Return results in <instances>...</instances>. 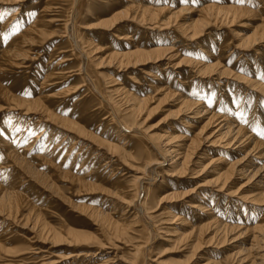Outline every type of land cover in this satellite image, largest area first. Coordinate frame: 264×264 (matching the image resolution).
Instances as JSON below:
<instances>
[{"label": "bare ground", "instance_id": "6f19581e", "mask_svg": "<svg viewBox=\"0 0 264 264\" xmlns=\"http://www.w3.org/2000/svg\"><path fill=\"white\" fill-rule=\"evenodd\" d=\"M17 1L22 0H0V6ZM190 1L192 0H188V3H191ZM98 3H101L100 0H37L33 6L41 4L39 11L31 18L28 15V22L21 28H18L17 23H13L17 12L0 19V110L8 108L19 111V114L13 116L15 118L2 120L0 124L2 232L10 228V224L18 222L22 214L17 213L23 205L30 203L31 211L36 207L35 200H29L31 195L28 194L33 193L34 189L31 182L39 188L38 194L39 191L40 196L43 194V197H40L43 202L41 205L49 204V207L51 201L48 200L54 197L66 200L64 189L76 186L78 190L84 189L98 194L91 199L101 207L84 205V208H90V214L96 217L97 225L106 233L115 234L113 236H118L128 243L130 258L124 261V264H152L155 260L151 256L156 248L154 238L170 242L177 236L179 240H192L190 244L195 249L200 247L201 238L206 237L210 241L206 238L209 242L207 245L213 243L217 248L228 243L231 249L225 253L224 258L230 264H264V102L260 113H254V105L249 110L248 117H244L247 108L244 102L250 104L251 96L264 98V59L257 63L255 56L262 53L260 47H264V0H243L224 6L209 0L199 6L179 2L177 10L172 11L166 19L160 18L159 15L169 9V6L156 7L152 4H142L141 0H124V7L121 6L123 9H109L111 14L107 16L98 11ZM249 3H254V6ZM258 5L259 8L255 9ZM4 6L1 9L6 8ZM91 12H95L97 16L95 25L87 23ZM250 15L258 16L260 22L250 28L249 34L234 33L228 28L237 18ZM123 17L131 22L130 32L116 35L117 47H112L109 43L108 46L104 45L108 48L102 58L99 53L106 47L99 45V33L92 31L86 34V31L113 27V24ZM134 24H147L151 29H157L158 31L151 33L157 37L153 40L156 41L155 44L149 46L145 43L141 46L137 39V42H131L130 34L135 32L136 28L132 26ZM224 26L228 30L226 33L224 30L221 35L229 34L225 40L216 38L220 34L208 32L209 28L222 29ZM52 28L60 33L64 40L51 46L48 63L43 66L42 74L39 69L35 72L34 80L38 88L32 86L29 90L25 86L20 88V92H15V81L10 79L13 71L20 68L25 77L29 74V62L40 57L43 44L52 36ZM111 34L115 36L117 33ZM204 36H208L207 39L211 42H204ZM216 46L217 54L214 50ZM226 48L227 54L235 52L236 62L240 57L241 65L251 57L254 59V64H251L248 70L251 77L234 72L223 62L227 55H223L226 53L223 49ZM61 53L67 54L57 61L55 58ZM194 54L202 59L192 57ZM162 59L166 62L160 65ZM149 61L157 63L155 69L171 67L172 76L183 72L179 67H187L186 78L193 75L201 78L199 83L205 91H197L198 94L193 89L184 88L186 80L181 82L183 87H160L156 84L153 89L155 92L164 90L163 96L171 97V105H175L178 115L192 120H181V124L189 128V133L166 131L158 125L145 126L147 117L152 114L150 94L141 97L118 84L117 79L109 73L102 71L106 66H115L114 69L119 71L124 67H134ZM65 62L66 64H63ZM112 63L114 65H111ZM257 67H260L261 73L256 72ZM233 77L237 83L241 82L248 88V97L235 96L237 86H233L231 95L220 89H224L228 79ZM163 80L165 85L173 82L172 78L167 81L165 75ZM59 81H70V85L55 92L47 90L49 86L60 83ZM213 88L216 93L210 108ZM34 90L35 93H32ZM70 103L72 108L68 113L66 107ZM253 103H256L255 99ZM21 114L35 116L28 120L27 117H19ZM18 120L22 122L14 126ZM30 121L33 122L30 124ZM94 121V128L88 129ZM197 123L200 125L194 126ZM98 126H101L99 131L96 130ZM38 127L41 129L37 130ZM10 162L12 165L8 170L6 167ZM126 164L132 166L131 178L124 176L126 171L116 176L119 166ZM203 173L206 174L203 182H198L193 188L185 186L186 188L180 189L184 182L188 183V179L184 177L191 174L188 177L191 180L195 175ZM208 177L210 178L206 179ZM239 177L251 180L249 186L253 190L246 194L245 199L250 203L246 206L247 213L239 214L242 219L247 220L244 226H239L233 217L227 218V208L225 214L220 217L219 206L215 202L220 199V195L230 190L233 178ZM157 178H160L159 183ZM166 185L168 193L158 197V190ZM206 186H209V189L201 188ZM34 193L36 195V192ZM48 195L50 197L47 198ZM166 199L185 202L189 210L181 208L179 211L178 208L182 205L176 203L158 214V202ZM175 208L178 211H175ZM181 211L192 212L195 217L187 219ZM40 212L34 213L31 228L39 223ZM162 214L163 217L160 216ZM43 224V228L39 225V232L44 231L48 236V231L44 230L46 223ZM168 224L177 226L168 228ZM23 226L24 224L21 225ZM57 232L52 236L61 240L63 235ZM68 233L73 237L68 241L70 244L80 243L89 237L86 233L72 230ZM56 240L53 242H58ZM6 241L5 235L0 236V243L4 244L5 250L8 249ZM187 241L186 245L189 243V240ZM96 250L100 251L93 252L88 263L110 264L109 257L92 260L102 252V248ZM81 255L83 254L79 253L77 257ZM215 257L204 258L206 262L203 264H222V259ZM50 263L45 258L40 262Z\"/></svg>", "mask_w": 264, "mask_h": 264}, {"label": "rangeland", "instance_id": "374dc122", "mask_svg": "<svg viewBox=\"0 0 264 264\" xmlns=\"http://www.w3.org/2000/svg\"><path fill=\"white\" fill-rule=\"evenodd\" d=\"M36 1L37 0H22V1H17V3L4 4L5 6L1 5L0 6V16H2V18H4L7 15H10L12 13L17 12L15 18L13 19L14 20L13 23L14 24L17 23L18 28H21L24 24H26L28 22V20H29L28 15L31 18L32 16H35V14L39 11L41 4H37V5L33 6V3ZM136 1H139V0H136ZM239 1H241V0H209V2L215 3L219 6H224V5H228L230 3H236ZM100 2L101 3H98V5H99L98 11L104 12L107 16H109L111 14L110 10H112L113 8L121 10L124 7V0H100ZM114 2H116L115 3L116 7L114 6ZM141 2H142V4H152L156 7L169 6L170 10L166 9L164 12H162L159 15L160 18L166 19L172 11L177 10V6H178L179 2H187V4H189V5H191V3H192L195 6H199L202 4V2H205V0H199V1H196V0L193 1L192 0V1H190L191 3H188V0H153V1L152 0H141ZM118 3H120V4H118ZM127 3H131V2L127 1ZM249 5L254 6V3L253 4L249 3ZM2 6L6 7V8L1 9ZM121 6H123V7H121ZM259 6L260 5L256 6L255 9L259 8ZM37 7H38V9H37ZM117 7H119V8H117ZM25 14H27V15H25ZM89 15H90V18H89V20H87V23L89 22V24L93 23L95 25V22H96L95 19L97 17L96 13L91 12V13H89ZM252 16L253 15L246 16L245 18H242V17L237 18L236 21L233 22V25H231L230 27L228 25L227 26L229 29L233 30L234 33L239 32L240 34H243V33L249 34L251 32L250 28H252L253 26L257 25L260 22L258 16H256V15H254L253 17ZM256 17H258V18H256ZM2 18H0V19H2ZM119 20H121V21H119ZM119 20L113 24V27L109 26L108 27L109 29L107 27L105 29L95 28L96 30L91 29L89 31H86V34H90V33H92V31H96L99 34L101 32V35L98 34V36H99L98 38H100L102 40V41L101 40L99 41V43H100L99 45L102 44L103 47H106L109 44H112L111 45L112 47H117L116 42L118 40L116 38H118L117 37L118 34H120L122 32H130V25H131V22L126 17H123L122 19H119ZM132 26H134L136 28H135V32L130 34L131 35V39H130L131 42H134V41L137 42V40H139L138 44L141 46L145 45V43L149 44V46L151 44H155L156 41H153V40H155L157 37L155 35L152 36L151 33L152 34L155 33V31H158L157 29H151L150 27L147 26V24L144 26H136L134 24ZM53 28H52L53 31L51 34L52 36L49 37L45 41V43L43 44V48L41 49L40 57L37 60H34V61L32 60L29 62V64H30L29 65L30 66L29 74L25 77V75L23 74V70L20 68L15 69V71H13L14 74H12L10 79L13 78L15 81L14 82L15 87H16L15 92H17V93L20 92L22 87L25 88V86H26V89H29V90H31L30 88L32 86H34L35 89L38 88L36 81L34 80L35 76H36L35 72L39 69L40 73L42 74L43 68H44L43 66L46 65V63H48L49 52L51 51V46H53L58 41L64 40V38L62 36H60L61 34L54 31ZM119 28H121V29H119ZM228 28L225 26L222 29L209 28L208 32H210L212 34H220L219 36L217 35L216 38L219 37V40H225L229 37V34L222 36L221 33H223L224 30H225L224 32L226 33ZM116 29L118 31H116ZM112 32L117 33V34H115V36H114L113 34H111ZM103 33H105V34H103ZM207 37L208 36H204L202 38L203 40L206 39V40H204V42H206V43L211 42V41H209V39H207ZM103 43H105V44H103ZM104 45H106V46H104ZM262 45L264 46V42L262 43ZM217 47L218 46H216V48L214 47L216 54H217V49H218ZM107 48L108 47H106L102 52L99 53V55L102 58L106 54ZM196 50L199 51L200 49L196 48ZM227 50H228L227 48L223 49V51L226 52L223 55L227 54V52H228ZM260 52H262V53L255 54L257 63L263 61V59H264V47H262V46L260 47ZM65 54H67V53H65ZM65 54L61 53L55 59L58 61V60H60L61 56L65 55ZM202 54H203V52H202ZM184 55L190 56L191 54L190 55L184 54ZM192 57H195L196 59H202L201 57H199V55L197 56V54H194V56H192ZM236 58H237V55L235 54V52L231 51L229 54L226 55V58H225L226 60H223V62L228 67H230L231 70L233 69L234 72L244 74L247 77L248 76L251 77L250 72H248V70L250 68V65L254 64V62H253L254 59L251 57L250 59H248V61L246 60L244 62V65H241L239 63L240 57L238 58L237 62L235 60ZM203 61H205V60L203 59ZM160 62H162V63H159V64L162 65V64H165L166 60L162 59ZM67 63H70V62H67ZM63 64H66V62ZM236 64H238L239 66H237ZM111 65H114V64L112 63ZM156 65H157V63H155L153 61H149L147 63H140L139 65L137 64L134 67L133 66H130L127 68L124 67V68L120 69L119 71L114 69L115 66H112V67L106 66V67L102 68V71L105 73H109L114 79L115 78L117 79L118 84L119 83L122 84V86H125L126 89H130L131 91L136 92V94L141 95V97L142 96H148L150 94L149 97H150L151 102L149 104L151 107L150 112L152 114H150L147 117V119L144 123L145 126H157L158 125L161 128H165L166 131L172 130L175 132L179 131L180 133H186L187 134V133H189V131L187 132V130H189V128L185 125H182L181 120L185 119V121H190V122H192V120L184 117V115H181V116L178 115L179 113H177V111H176L177 109H176L175 105H171L172 104L171 97L163 96L165 93L164 90L155 92L153 89L156 86V84H159L160 87H163V86L164 87L170 86L171 88H173V87L177 88V86L183 87V84L181 85V82H184L186 80L184 82V84H185L184 88L193 89L196 92V94H198L197 91H205V89H202V84L199 83L201 78H198L197 76L195 77L194 75L189 77V78H186L187 76H186L185 70H187V67H186V69H185V67H179L180 69H182L183 72L176 75V76H172L171 75V70H172L171 67L165 68L164 66H162L164 68H163V70H161V68L155 69ZM233 71H231V72H233ZM245 72H247L248 74H245ZM256 72L261 73L260 67L256 68ZM164 75L167 76V79H168L167 81H169L172 78L173 82L172 83L168 82L169 84H166V85L163 84L162 82L164 81L163 80ZM133 77H135V78H133ZM37 78H39V76ZM262 81L264 83V80H262ZM59 82L60 83H58L56 85L53 84V85L49 86L47 90H49V92H51V91L55 92L58 89L64 88V86L67 87L70 85V83H69L70 81H67V82L59 81ZM233 86L234 87L237 86L236 87L237 92H236L235 96H238L240 98L241 97L242 98L248 97V95H249L248 90H247L248 88L243 86V84L241 82L237 83V81H236V79H234V77L228 79L227 85L225 86L224 89H223V87H220V89L225 90L226 93L231 95L232 93L230 91L233 92ZM225 91H222V93H224ZM32 93H35V90ZM215 93H216V91L214 89V91L212 93V97H211L210 108L213 105V100L215 99V97H214ZM200 96H202V95H199V97ZM218 96H219V94H218ZM260 98L262 100L259 99V96L257 98L256 97L254 98V96H251L250 101H249L250 104H247V102H244V106H247L246 112L244 115L245 118L248 117L249 110L254 105H255V107H253L254 113H256V114L260 113L261 108L263 109L262 106H263V102H264V98L263 97H260ZM254 99L256 100V103H253ZM71 105L72 104L70 103L66 107V110L68 113L70 112L69 110H71V108H72ZM174 108H175V111H174ZM6 109H4V111H3V109L0 110V120H1L0 124H2V120H5V121L10 120V118H15L13 116L19 114L18 110H15V109L10 110L8 108H6ZM171 110L174 112H172ZM168 111H169V113H168ZM169 114H171V115H169ZM32 116H35V115H30V116L22 115V114L19 115V117H21V118L27 117L28 120H30V117H32ZM20 122H22V121L18 120L14 126H16L17 123H20ZM32 122L33 121H30V124ZM95 124H96L95 121L91 122L90 123L91 127H88V129H90V130L93 129ZM198 125H200V124H198V123L194 124V126H198ZM27 127H28V125H27ZM29 128L30 127H28L27 129H29ZM36 129L40 130L41 128L38 127ZM96 130H98V131L101 130V126H98ZM183 131H186V132H183ZM11 165H12L11 162L8 163V166L6 165L7 166L6 169L9 170L11 168ZM119 167L120 168L117 169V171H116V176L120 175V173L122 171H126L124 176L125 177L127 176L126 178H131V174L133 173V171L130 169L132 167L131 165L129 166V164H126V166L121 165ZM121 168H123V170ZM108 171L109 170H107V172ZM205 175H204V173L202 175H199V176L195 175L196 177L194 176V178H192L190 180V178H188V177L191 176V174H189L188 177H184L185 179H188L187 180L188 183L184 182V184L182 185L183 187H181L180 189H184L186 187H189V188L192 187L193 188L196 184H198V182L199 183L203 182L202 179ZM209 178L210 177H208L206 179H209ZM159 180H160V178H157L158 183H159ZM167 180H168V177H167ZM232 181H231L230 190L225 191L226 195L225 194L220 195L221 196L220 199L216 200L215 202L219 206L220 210L218 209V211H219L220 217L225 214V208H227V215H226L227 218L233 217L236 219V223H239V226H244V225H246L247 220L242 219L241 216H239V214H245L244 212L247 213L246 206H249L250 203L245 198H246V194H250L251 192H253L252 188L249 186V185H251L250 183L252 181L250 180L251 181L250 182L249 179L246 177L245 178H243V177L233 178ZM157 182L155 181L156 184H157ZM31 184H32V187L36 190L35 191L33 189V193L31 192L30 194H28L29 196L31 195L30 199H29L30 201L35 200L34 203H35L36 207L34 208V210L31 211V209H29V208H31V206L29 205L30 203H27L26 205H23L17 213V214H19V213L22 214L19 216L20 219L18 220V222L14 223L12 225L10 224L11 226L10 225L8 226L10 228H7V230L4 232H2L3 231V225L0 224V236L5 235V237L7 239V241L5 243H6V247H8V249L5 250L4 244L0 243V264H40V262H41V260H43V258H45L46 261H50L51 262L50 264H80L81 262H82V264H89L88 260H90V258H92L93 252L100 251V250H96L97 248H102V252H99L96 255V257H94L92 260H96V258H98V257H102V258H108L109 257L110 264H124V261H126L130 258L128 243L124 239L123 240L120 239L118 236H113L115 234H110L108 232L106 233V231H104L101 228V226L97 225L96 217H94L90 214V208L89 207L84 208V205L85 206L89 205V206L101 207V206H98V202L92 201V199H91L93 196L96 197L98 194L96 195L95 193L90 192V191L88 192L84 189L78 190L76 188V186H73V188H70V189L65 188L63 193L66 195V196L65 195L64 196L67 199L63 200L61 198L58 199L57 197H54V199L48 200V202L51 201V204L49 207V204L48 205H41V202H42L41 198L43 197V194H41V196H40V191H39V194L37 192L39 188L36 185H33L32 182H31ZM187 184H188V186H187ZM34 186L37 188H35ZM174 186H176V185H174ZM201 188L207 190V189H209V186L201 187ZM168 191H169L168 185H166L163 189L161 188V190H158L157 195H158V197L159 196L162 197L163 195L167 194ZM34 192H36V195ZM228 192H229V195H228ZM204 193H206V192H204ZM38 195H39V197H38ZM35 197L37 198V200ZM48 197H50V196L48 195L47 198ZM242 197H244V198H242ZM52 200L53 201L57 200V201L53 202ZM61 200L63 202L65 201V202L63 203ZM52 202L54 204H52ZM234 202L236 205L234 204ZM158 203H159V204H157V206H158L157 207L158 208L157 213L158 214L165 211L164 209H166V207L168 208V206H170V205L172 206L173 204H176V203H178L180 206L182 205V207L178 208L179 211L182 209L184 210L185 208L187 210H189L188 206L185 205V202L183 203L180 200L166 199V200H163V201L158 202ZM38 206L40 207V209ZM102 209H105V208L102 207ZM178 209L175 208L174 210L178 211ZM40 210H41V212H40ZM36 212H40V214H41V216L39 214V221H38L39 223L37 222L38 224H36V226L31 228L32 224H30V223H32V219H34V217H35L34 213L36 214ZM27 213H29V214L27 215ZM182 214L185 215V217L187 219H191L192 217H195L194 213L189 212V211H183ZM249 214H251V213H249ZM29 215H30V217H29ZM160 216L163 217V214ZM257 216H258V214H257ZM40 217H41V219H40ZM73 217H74V219H73ZM161 217H160V219H161ZM75 218H76V220H75ZM27 219H28V222H27ZM43 219H45V220H43ZM161 222H163V221H161ZM25 223H28L29 225L28 224L25 225ZM43 223H46V226H45L46 229H44V230L48 231L47 232V233H49L48 236H46L44 234V231L39 232L38 227H39V225H40V227L43 226L44 225ZM22 224H24L23 227H21ZM47 224H49V225H47ZM164 225L165 224H163V226ZM168 225L170 227H168ZM168 225H167L168 228H173V227L177 226L176 224H168ZM186 226H189V225H186ZM43 227H41V228H43ZM186 228H188V227H186ZM71 230L75 231L77 233L81 232V234L86 233L85 235L87 237L88 236L89 237H88V239L80 241V243L71 242V244H70V242H68V241L71 240V238H73V237L71 235H69L68 231H71ZM188 230H190V228H188ZM188 230H185V232H187ZM55 232L60 233L61 236L63 235L61 237V240H56V237L52 236ZM40 234H41V236H40ZM44 235H45V237H44ZM177 238H178V236L176 238L171 239L170 242L162 241V240L158 239L157 237L154 238V243H155L154 245L156 248H154V253L151 256V258L155 260L154 262H152V264H203L204 262H206L205 259L209 256H214V257L216 256L215 257L216 259H222V261H221L222 264H230L228 261H226V258H224L226 256L225 253H228L229 252L228 250L231 249V247H228V243H225L220 248H217L213 245V243H211L210 245H207V243L209 244L210 241L206 237L209 242L206 240V238H201V242L199 245L200 247H196V249H195L192 247V244H190V243H192V240L190 241V239H181L182 240V242H181V240H179ZM190 238L192 239L193 237H190ZM51 240H52V242L54 240H56L58 242L52 243ZM108 240H109V242H108ZM187 240H189V243L186 245V243L188 242ZM59 241H62V242H59ZM100 241L102 243H100ZM119 241H121V242H119ZM173 241H175V242H173ZM211 242H212V240H211ZM73 243L74 244L76 243V244L74 245ZM203 243H205L206 245H204ZM101 244H103V245H101ZM107 245H108V247H107ZM196 246H198V245H196ZM111 247H113V249ZM226 247H227V249H226ZM191 249H192V251H191ZM198 249H200V250H198ZM221 249H223L224 251ZM1 251H3V252H1ZM79 253H81L83 255L77 257V254H79ZM87 254H90V255L87 256ZM138 264H140V262Z\"/></svg>", "mask_w": 264, "mask_h": 264}, {"label": "snow or ice", "instance_id": "6c2138e0", "mask_svg": "<svg viewBox=\"0 0 264 264\" xmlns=\"http://www.w3.org/2000/svg\"><path fill=\"white\" fill-rule=\"evenodd\" d=\"M241 2H243V0H241ZM0 18H2V16H0Z\"/></svg>", "mask_w": 264, "mask_h": 264}]
</instances>
